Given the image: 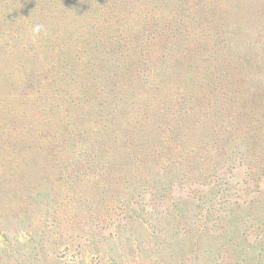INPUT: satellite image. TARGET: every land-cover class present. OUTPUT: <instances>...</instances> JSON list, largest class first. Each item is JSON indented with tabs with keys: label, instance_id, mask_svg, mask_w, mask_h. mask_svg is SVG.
Segmentation results:
<instances>
[{
	"label": "rangeland",
	"instance_id": "obj_1",
	"mask_svg": "<svg viewBox=\"0 0 264 264\" xmlns=\"http://www.w3.org/2000/svg\"><path fill=\"white\" fill-rule=\"evenodd\" d=\"M116 1L112 27L127 30L131 10L125 4L131 0ZM0 2L1 11L7 12L4 6H9L18 16L17 21L7 22V43L32 47L37 56L31 60L28 54L20 55L13 62L15 68L0 69V125L5 124L6 130L0 131V145L11 148L1 149L0 157L21 160L29 154L30 161L44 162L45 156L51 163L53 157L40 143L27 151L17 147V138L33 141L32 136L40 135L35 129L51 126L49 120L56 115L25 104L21 86L10 76L23 74L34 80L37 71L26 66L38 62L34 65L43 70L44 81L25 92L44 102L59 94L73 96L82 114L88 113L81 97L93 95L86 91L89 76L74 78L56 65L66 48L76 58L93 39L106 37L107 30L92 27L100 24L105 8L93 17L87 12L96 13V0ZM114 3L106 1L109 10ZM153 4L161 7L158 17L174 19L176 27L171 35L164 29L149 51L141 46L139 60L146 61V72L153 65L159 72L163 66L176 69L179 77L201 68L193 77L209 84L205 123L170 118L173 128L181 123L191 127L189 134L175 129L187 141L179 138L182 149L174 146L170 151L177 150L173 164L143 166L140 161L136 171V162L127 158L111 161L117 172L135 174L127 182L124 177L106 176L100 183L94 177H79L75 186V178L66 177L62 182L75 187L58 183L51 195L56 207L47 226L37 230L34 225L39 234L20 231L18 223H8L0 214V264H264V0H155ZM78 20L85 33L75 39ZM14 36L22 37L14 40ZM0 62L7 59L1 57ZM60 79L65 82L58 83ZM49 81L58 84L47 86L44 82ZM57 174L52 175L60 177ZM53 176L51 183L56 182ZM41 178L49 180L33 173L27 186L38 188ZM4 195L0 189V211Z\"/></svg>",
	"mask_w": 264,
	"mask_h": 264
},
{
	"label": "trees",
	"instance_id": "obj_2",
	"mask_svg": "<svg viewBox=\"0 0 264 264\" xmlns=\"http://www.w3.org/2000/svg\"><path fill=\"white\" fill-rule=\"evenodd\" d=\"M106 1L103 6L105 13L100 18L102 21L99 19L100 24L92 26L94 29L107 30L106 37H94L86 52L76 58H73L75 52L66 48L64 52H60L64 59L56 65L60 69L63 68L66 75H72L71 77L89 76L86 91L93 95L84 94L81 97L86 99L88 113L82 114L80 107L72 102L73 96L59 94L54 98L48 97L44 102L42 98L25 92L29 87L41 85L44 81L41 79L43 70L34 65L38 62L26 66L33 69V72L37 71L36 76H32L34 80H26L23 74L10 76L15 77L16 83L21 86L25 104L34 108L42 107L41 111L53 112L56 115L55 120H49L51 126L35 129L40 135L32 136L33 141L17 138V147L27 151L30 146L40 143V146L46 149L45 154L49 153L53 157L51 163L45 160V156L44 162L30 161L32 156L29 154L21 160L0 157V178L4 181L0 183V189L5 190L0 214L8 223H18L20 231L26 234H39L34 225L38 227L37 230L47 226L50 216L53 215L51 209L56 207L51 195L58 183L66 188L75 187L79 177H94L97 178L96 182L100 183L106 176L124 177L127 182L135 174L130 171L125 174L123 170L117 172V167L110 165L111 161L118 162L126 158L136 162V171H139L140 161H143V166L168 161L173 164L177 150L174 153L170 151L174 146L179 151L182 149L179 143L187 141L175 132V129L182 133L187 130L189 134L188 129L191 127L181 123L177 128H173L170 126V118H178L177 121L186 123L198 120L205 123V111L211 93L209 84L193 77L199 76L197 72L201 68L179 77L176 69L163 66L159 72L156 65L146 72V61L144 58L139 60L141 46L149 51L154 42L162 37L164 29L168 28L167 33L171 35L176 27L174 19L159 18L157 9L161 7L154 6L155 0H131L129 5L125 4L127 10H131V19H128L131 24L128 23L127 30L123 27L118 30L112 26H115L113 22L117 18L119 2L115 0L114 8L109 10ZM95 6L97 14L87 12L88 16L98 15L103 8L102 0H96ZM4 9L7 12L1 11L0 7V58L4 57L7 62H0V69L4 66L15 68L17 64L13 62L20 55L28 54L31 60L37 58L32 52V47L20 48L7 43V22L17 21L18 16L12 14L14 9L9 6H4ZM119 20L120 18L118 22ZM84 33L85 27L82 21L78 20L74 28V38ZM21 37L14 36L13 39L19 40ZM43 44L44 49L46 45ZM52 51L57 53L54 49ZM21 68L27 69L25 64H22ZM13 72L12 70L9 75ZM158 77L164 78L158 80ZM60 82L65 80L60 79L58 83ZM44 83L47 86L58 84L52 81ZM71 83L75 87L78 86L73 81ZM77 97L80 99L79 95ZM77 114L79 119L75 116ZM63 118L69 121L65 122ZM25 129L27 128L23 130ZM0 131H6L5 124L0 125ZM48 135L51 140H43L44 136ZM179 138L183 140L179 142ZM1 149L8 151L11 148L6 149L5 145L1 144L0 155ZM80 167L84 168L82 170L85 172L81 171ZM56 171L59 173H55ZM33 173L46 176L49 180L41 178L38 188L29 187L27 184H30ZM70 175L75 178V186L68 181L66 184L62 182ZM52 176L56 180L54 183L50 182ZM132 184L134 183L131 182ZM27 223L30 230H27Z\"/></svg>",
	"mask_w": 264,
	"mask_h": 264
}]
</instances>
